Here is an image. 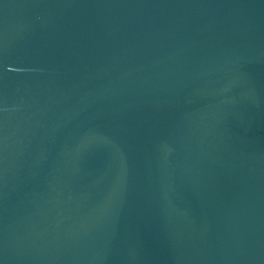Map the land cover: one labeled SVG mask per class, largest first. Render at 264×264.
Instances as JSON below:
<instances>
[{"label": "water", "instance_id": "obj_1", "mask_svg": "<svg viewBox=\"0 0 264 264\" xmlns=\"http://www.w3.org/2000/svg\"><path fill=\"white\" fill-rule=\"evenodd\" d=\"M0 264H264V0H0Z\"/></svg>", "mask_w": 264, "mask_h": 264}]
</instances>
